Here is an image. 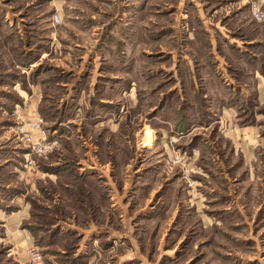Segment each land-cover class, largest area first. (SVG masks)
Masks as SVG:
<instances>
[{
    "label": "rangeland",
    "instance_id": "374dc122",
    "mask_svg": "<svg viewBox=\"0 0 264 264\" xmlns=\"http://www.w3.org/2000/svg\"><path fill=\"white\" fill-rule=\"evenodd\" d=\"M254 8L264 0H0V200L24 196L44 257L264 264ZM38 117L58 142L42 158L18 134ZM20 254L0 228V264H28Z\"/></svg>",
    "mask_w": 264,
    "mask_h": 264
},
{
    "label": "crops",
    "instance_id": "0c3cea01",
    "mask_svg": "<svg viewBox=\"0 0 264 264\" xmlns=\"http://www.w3.org/2000/svg\"><path fill=\"white\" fill-rule=\"evenodd\" d=\"M225 8H230V7H228L226 5L222 9H225ZM218 11H220V10L215 11V14H218ZM228 12H231V14H232L230 17L228 15L225 16V18H227V19L229 18V20H235L237 17L240 16V14H242V12L237 13L239 11H237L235 8H232ZM200 14H202V11L200 12ZM204 17L201 15L203 23H204V21H203ZM226 31H228V30H226ZM230 34L232 35V37H228L227 35H225L226 38H229L228 43L230 45L236 44L237 47H241V46H239V45H241V43H238L237 41H235V39H237L238 37L234 34V32L230 30ZM212 35L210 37H212ZM212 44H213V41H212ZM211 46L214 47V44ZM242 46H244V45H242ZM31 105H33V104L31 103ZM244 129L247 130L246 128H244ZM250 132L253 135L255 133V131L253 129L250 130ZM23 197L24 196L22 195L21 197L17 196L14 199H11L10 203H8L10 205H7V203H5L8 201H3L4 198L2 200H0V203H1V207H0V228L4 232V237L6 239L10 238L12 240V242L15 245H17L18 248L20 249V253H21L20 258L22 257V255H26V257H27L28 249L30 247H36L35 245L37 244V242L39 243L40 247L42 246L43 247L42 249H44L46 251L48 250L49 247H52V246H50V241H48L50 239H48L49 236H47V234H42V233H38L36 230H31L33 228L31 226H28V227H31L29 229H24V227H23L24 223L23 222L27 221L30 217V210H29L30 206L28 205V203H25L26 201ZM13 204H17V206H18V207H14L16 209V212H13V211L8 212L7 209L13 208L10 206H15ZM66 231H67V229H62V230H59L58 232L55 231V233L57 235H56V238L54 240L56 241L57 244H55L53 246L59 245L58 244L59 242H57V241L62 242V240L59 238H61ZM92 247H94L93 244H92ZM83 250H84V248H80L79 252H81ZM87 258L85 257V259H80L78 262H82L84 264H92V263H88ZM45 260H46V262L48 260H50L51 264H59L56 261L55 256L50 254V253H46ZM27 261L29 264V258L28 257H27Z\"/></svg>",
    "mask_w": 264,
    "mask_h": 264
},
{
    "label": "built area",
    "instance_id": "2783aa9c",
    "mask_svg": "<svg viewBox=\"0 0 264 264\" xmlns=\"http://www.w3.org/2000/svg\"><path fill=\"white\" fill-rule=\"evenodd\" d=\"M253 15L259 22L264 20V14L254 8ZM45 121L38 117L35 121L23 124L19 130V137L31 149L34 157L42 158L54 152L58 146L57 141H49L44 131ZM34 160L32 159L31 163ZM29 264H47L43 253L36 247H32L28 251Z\"/></svg>",
    "mask_w": 264,
    "mask_h": 264
}]
</instances>
